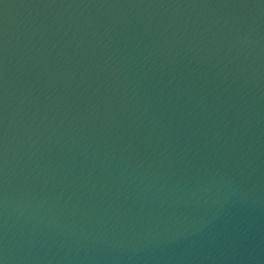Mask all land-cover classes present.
<instances>
[{
  "label": "water",
  "instance_id": "1",
  "mask_svg": "<svg viewBox=\"0 0 264 264\" xmlns=\"http://www.w3.org/2000/svg\"><path fill=\"white\" fill-rule=\"evenodd\" d=\"M0 264H264V0H0Z\"/></svg>",
  "mask_w": 264,
  "mask_h": 264
}]
</instances>
